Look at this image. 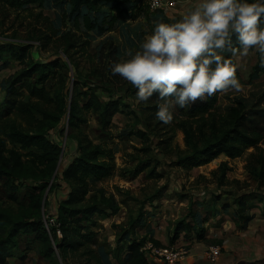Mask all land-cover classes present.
I'll return each mask as SVG.
<instances>
[{"label": "rangeland", "instance_id": "374dc122", "mask_svg": "<svg viewBox=\"0 0 264 264\" xmlns=\"http://www.w3.org/2000/svg\"><path fill=\"white\" fill-rule=\"evenodd\" d=\"M119 2L120 7L126 8L128 12L120 15L115 22L112 21L117 15L113 10L117 5L115 2H102L95 12L85 7L82 9V12H88L91 16L99 15L104 21L105 31L88 30L83 24L76 30L71 26L72 20L68 16L63 18L69 12L64 0H56L51 8L31 4L28 8L32 11L15 10L0 3V39L35 43L41 47V50L36 49V58L44 60L48 56L55 58L62 55L67 62V66L58 67L55 75H51L44 85H36L34 75L32 78L24 77L12 86L13 78L26 66L6 54V61L0 62V125L8 122L27 132L58 126L47 136L58 142L63 149L61 169L77 155L76 145L68 140L72 135H87L94 143L102 144L114 152V174L91 184L92 193H104L112 197L120 209L112 216L106 215L105 220L100 219L101 226L94 248L112 251L119 246L117 240L129 223L139 219L142 225L136 230L138 238L148 234V237H154L164 246L189 248L190 258L188 256L182 264H264V182L259 184L251 173L253 167H260L257 160L260 157L259 151L254 147L236 158L220 153L198 166L187 168L178 165L179 156L191 151L185 142L184 133L176 127L182 118L179 112L174 108L172 121L164 123L155 117L157 103L151 97L147 101L138 102L133 89L130 91L127 88L121 89L120 94L114 96H121L126 106H111L116 109L104 126L99 110L95 111L94 108L83 112L86 121L80 127L74 129L69 125V108L73 95L75 92L77 94L74 80L80 84L77 86H80V90L83 77L93 88L94 82H101L100 78L92 75L103 69L101 64L104 68H110L113 61L127 58L129 50L134 53L139 49L145 33L153 28L154 21L172 22L194 6L196 0H179L177 7L170 11H153L142 1H139L142 9L138 5L133 8L138 0ZM132 12L141 13L133 17ZM79 19L83 22L82 16ZM110 41L114 45L110 46ZM69 43L71 48L65 55L61 54ZM108 50L113 52L114 59L108 60ZM228 53L226 50L223 55L227 57ZM104 54L106 59L102 60ZM232 56L239 74L237 78L243 87L241 91L218 93L221 112L241 96L252 99L253 94H264V73L251 78L257 54L250 50L246 55L238 51ZM73 64L80 76H75ZM111 76L115 88L124 86L122 84L126 80L119 74ZM64 89L68 92L67 108L58 98ZM103 89L104 85L101 84L96 92L105 100ZM89 97L80 94L79 105H85ZM64 109L66 114L57 123L43 113L61 115ZM224 163L228 165V170L223 175ZM5 182V177H0V207L17 210L18 202L9 197V188ZM31 183L30 180H23L21 192L30 189ZM157 193L159 196L154 199ZM46 194L52 202V194H48V191ZM65 196L61 194V197ZM240 198L248 208L244 213L247 219L239 215L237 200ZM50 206H47V213ZM182 220L196 226V229L185 230L172 241L171 237ZM200 232L204 233L203 237ZM126 245L127 241H123L120 246L124 248ZM211 247L220 249L215 260L208 257ZM146 253L150 264H162L149 250ZM69 258L70 264H97L81 253L70 254ZM109 259L113 263L116 261L111 257Z\"/></svg>", "mask_w": 264, "mask_h": 264}, {"label": "trees", "instance_id": "16d2710c", "mask_svg": "<svg viewBox=\"0 0 264 264\" xmlns=\"http://www.w3.org/2000/svg\"><path fill=\"white\" fill-rule=\"evenodd\" d=\"M64 1L69 7L67 9L69 12L64 14L63 18L66 19L68 16L72 20L71 26L76 30L81 24L88 30H106L103 27V19L99 15L91 16L88 12H82L84 7L90 12H95L102 2H115L118 6L113 8L117 12V15L112 19L114 22L120 15L128 12L126 8L120 7L119 0ZM0 3L15 10H31L28 8L31 4H38L41 8H51L56 0H0ZM137 5L142 9V4L139 1L133 8ZM140 13L133 14L132 12V16L136 17ZM81 16L83 22L79 19ZM52 29L56 31L54 26ZM232 43L234 47H239L235 36H233ZM108 44L114 45L113 41ZM69 48H71V43L61 54L65 55ZM36 49L41 50V47L35 43L25 44L16 39H0V62L6 61V54H9L26 66L17 77L13 78L12 86L17 85L22 78H32L34 75H36L35 84L44 85L51 75H55L58 67L67 66L62 55L55 58L48 56L44 60L36 58L35 53L38 52ZM228 51L227 57L233 60L231 51ZM112 54L113 52L108 50V60H112ZM102 58V60L106 59V54ZM101 66L103 69L97 74L95 72L92 74L97 79H101V82H94L93 88L83 77L81 78L83 81L82 90H80V86L77 87L80 84L74 80V85H77V94L75 92L73 95L68 121L74 129L86 121L83 112L91 108H94L95 111L99 110L100 120L104 126L113 116L114 109L120 105L126 106L121 96H118L119 98H114V96L119 95L123 88L130 91L133 89L132 91L136 92V88L127 80L122 84L124 86L115 88L109 66L107 68H104L102 64ZM72 69L75 76H80L74 64ZM263 73L264 71L259 68L257 55L251 78ZM236 76H239L238 72H236ZM101 84L104 85L105 100H102L103 96L96 92L97 89H100ZM89 90H91L90 93ZM80 94L90 96L83 106L79 105ZM58 98L67 108L68 92L66 89ZM251 98L239 97L234 104L227 106L224 112H221L218 107V93L202 100L198 98L195 103L190 102L184 107L175 106L182 117L176 127L184 133L185 142L191 150L189 154L179 156L177 164L191 168L217 157L220 153H225L229 158H236L247 149L254 147L256 151H259L260 157H257V160L260 162V167H253L251 173L259 184L263 183L264 94L260 96L253 94ZM151 100L158 103V93L154 92ZM111 106L116 108H111ZM43 113L47 117L55 119L57 123V121H62L66 109L61 112V115ZM57 128L58 126L52 125L38 131L27 132L8 122L0 125V177L6 179L9 197L18 202L17 210L0 207V264H9V257L17 255L22 245L24 249L21 250L20 256L25 258L26 253L32 250L37 242L40 243L41 255L50 260L52 264H70L69 255L75 253L88 256L89 260H94L97 264H114L109 257L114 258L118 264H150V259L144 249L147 242L150 241L157 247L165 246L154 237H148V234L142 238L137 237L136 230L142 225V220L139 219L129 223L122 236L117 240L119 246L113 248L112 251L93 247L98 234L93 230L97 223L96 216L107 213L115 214L120 209L119 204L112 197H107L104 193L99 195L92 193L91 184V182L95 183L114 174L116 170L115 154L102 144L94 143L87 135L82 137L72 135L68 140L70 139L76 145L77 155L61 169L60 160L63 149L58 142L50 140L47 136L49 132H54ZM227 170L228 165L224 163L222 165L223 175ZM23 180L32 182L31 188L24 193L21 192ZM47 191L53 196L52 202L46 194ZM61 194H66V196L61 197ZM158 196L157 193L154 199ZM237 201L240 206L239 215L246 217L244 214L248 209L246 204L241 198ZM48 205L51 206L47 213ZM47 215L49 217L46 218ZM49 218H54L56 223L60 224L61 238L57 234V226L51 224L47 226V223L50 222ZM192 229H196V226L193 227L189 222L182 220L171 240L175 241L181 232ZM200 236L203 237L204 233L200 232ZM123 241L128 243L124 247L126 249L124 256L120 254L124 250L120 246ZM104 258L106 259L103 260Z\"/></svg>", "mask_w": 264, "mask_h": 264}, {"label": "clouds", "instance_id": "9594fccd", "mask_svg": "<svg viewBox=\"0 0 264 264\" xmlns=\"http://www.w3.org/2000/svg\"><path fill=\"white\" fill-rule=\"evenodd\" d=\"M226 50L233 55L253 50L264 71V0H196L174 21H154L139 49L110 68L136 88L138 102L158 93L155 117L168 123L175 106L242 90Z\"/></svg>", "mask_w": 264, "mask_h": 264}, {"label": "built area", "instance_id": "2783aa9c", "mask_svg": "<svg viewBox=\"0 0 264 264\" xmlns=\"http://www.w3.org/2000/svg\"><path fill=\"white\" fill-rule=\"evenodd\" d=\"M144 2L153 11H170L177 7L179 0H138ZM50 222L47 223L57 226V234L61 238L62 232L60 224L56 223L54 218H49ZM149 250L153 255L158 257L162 264H181L184 259L189 256L190 250L187 246H175V247H157L153 243H149L144 247ZM220 254L218 247H211L209 250L208 257L215 260Z\"/></svg>", "mask_w": 264, "mask_h": 264}, {"label": "crops", "instance_id": "0c3cea01", "mask_svg": "<svg viewBox=\"0 0 264 264\" xmlns=\"http://www.w3.org/2000/svg\"><path fill=\"white\" fill-rule=\"evenodd\" d=\"M106 215L107 216H112V214L109 215V213H107V214H99V215L96 216L97 223L93 227V230H95L97 233L99 232L98 228L101 226L100 219L105 220ZM137 230H138V228H137ZM149 243H151V242L148 241L146 245H148ZM23 249H24V246L22 245L21 250H23ZM21 250L18 252L17 255L9 257V259H8L9 264H52L50 262V260L44 258L41 255V253H40V243L39 242L35 243V247L32 250H30L29 252L26 253V257L25 258H21V256H20ZM125 253H126V249H124V251H122L120 254L122 256H124ZM189 258H190V256H189ZM189 258L186 261H188ZM114 264H118V262L115 261Z\"/></svg>", "mask_w": 264, "mask_h": 264}]
</instances>
